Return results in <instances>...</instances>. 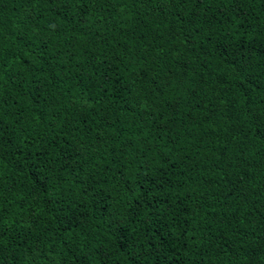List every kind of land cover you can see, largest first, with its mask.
<instances>
[{
    "label": "trees",
    "instance_id": "16d2710c",
    "mask_svg": "<svg viewBox=\"0 0 264 264\" xmlns=\"http://www.w3.org/2000/svg\"><path fill=\"white\" fill-rule=\"evenodd\" d=\"M264 0H0V264H264Z\"/></svg>",
    "mask_w": 264,
    "mask_h": 264
},
{
    "label": "snow or ice",
    "instance_id": "6c2138e0",
    "mask_svg": "<svg viewBox=\"0 0 264 264\" xmlns=\"http://www.w3.org/2000/svg\"><path fill=\"white\" fill-rule=\"evenodd\" d=\"M178 3L181 2V0H177ZM183 3H195L196 0H182ZM262 128H264V124L261 125Z\"/></svg>",
    "mask_w": 264,
    "mask_h": 264
}]
</instances>
